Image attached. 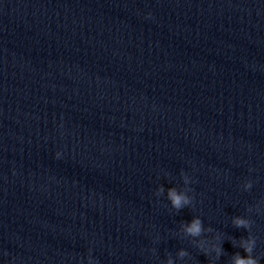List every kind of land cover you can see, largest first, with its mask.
I'll return each mask as SVG.
<instances>
[{"label":"clouds","instance_id":"9594fccd","mask_svg":"<svg viewBox=\"0 0 264 264\" xmlns=\"http://www.w3.org/2000/svg\"><path fill=\"white\" fill-rule=\"evenodd\" d=\"M59 155V154H58ZM183 181L185 184L189 183V177L187 175H184L182 173ZM252 187L251 182H247L245 184L246 189H250ZM159 192H163V186L158 189ZM167 197L171 201V205L173 208L180 210L181 208L188 206L191 203V200L188 195H186L183 192H179L175 187L169 188L167 190ZM233 223L236 227L248 229L250 227V221L244 217H235L233 219ZM184 231L191 237H199L204 232L203 222L199 217H194L191 223L184 225ZM256 246L255 238L252 236H249L246 239H243L240 241V247L243 248L244 253L246 255L242 256L239 253H236L232 258V264H260L259 260L255 258L252 253L254 251V248ZM201 249L203 248V245H198ZM205 253H207V250L204 249ZM215 252L217 256L221 255L223 250L220 247L215 248ZM179 255L181 257L188 255V253L185 250H181L179 252ZM89 262L90 264H93L91 256H89ZM168 264H172V261L169 260Z\"/></svg>","mask_w":264,"mask_h":264}]
</instances>
